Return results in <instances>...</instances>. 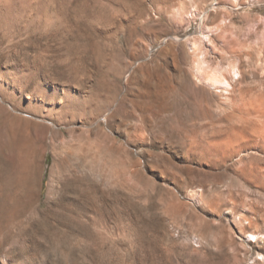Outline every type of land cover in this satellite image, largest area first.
Segmentation results:
<instances>
[{"label": "rangeland", "instance_id": "374dc122", "mask_svg": "<svg viewBox=\"0 0 264 264\" xmlns=\"http://www.w3.org/2000/svg\"><path fill=\"white\" fill-rule=\"evenodd\" d=\"M243 89L264 100V0H0V264L264 262L258 159L182 139L263 143Z\"/></svg>", "mask_w": 264, "mask_h": 264}, {"label": "bare ground", "instance_id": "6f19581e", "mask_svg": "<svg viewBox=\"0 0 264 264\" xmlns=\"http://www.w3.org/2000/svg\"><path fill=\"white\" fill-rule=\"evenodd\" d=\"M151 92H152V90H151ZM158 92H159V90H158ZM241 93H243V100H240V102L243 105V124H248L249 122L255 121L252 117H249L248 115H251L252 113H257L258 112L257 106L262 107L264 109V100H263V98L261 99L259 97L254 98L253 96H249L247 94V91H245L244 89H243V92H241ZM153 95L151 97L152 100H153ZM159 96H161V95H159ZM160 99H162V98L160 97ZM155 100H156V97H155ZM161 102H162V100H160V103ZM261 124L263 125L262 130L260 132L254 131V134L257 135V137H259L261 140H263V143H261L258 146L253 145V146L249 147L248 145H246L244 143L245 141L243 140L245 138V134L241 135L238 132L230 133L231 130H230V132H229V130H225V131L223 130L222 134L219 132L220 131L219 130L218 131L219 135H216V134L213 135L215 131H214L212 123L211 124L205 123V125L202 124L200 126H197L198 131H192L186 127L184 130V133H183V135H186V136H184L182 139H184L185 143L187 141H189L190 145H199L202 148H204V147L207 149L209 148L214 157H217V158L224 160V161H225V159L228 160L231 157L239 156V158L237 159V163H240L246 157H249V156L256 157L259 162L256 164H252L251 166L246 165L245 167H243L241 172L243 173V176L247 175V177L249 179H250V177H251V179L256 178L257 183H258V189L260 191H264V120L261 121ZM258 147H261V149L257 150L258 152H260L259 156H256L255 154H252L249 152L248 153L245 152L247 148H252V150H253V149H257ZM186 177H189V174H186ZM253 211H255L256 213H259V218L243 216L242 220L246 221L248 224L243 225L242 221H240L239 222L240 231H241V233L246 232L247 234H249L252 237H256V235L262 236V235H264V233L262 232V230L260 228H257V227H259V225H258L259 221L261 222V224H264V210L258 209V210H253ZM261 212H262V214H261ZM253 226L256 228L254 229ZM251 231H254V233H250ZM259 237L255 238L256 244H254L253 247H255L260 252L259 255L264 256V240H263L264 238L261 240V239H259ZM229 243H230V241H229ZM231 243L233 244L234 242L232 241ZM234 256H236V255H234ZM256 263L257 264H264V262H258L257 260H256L255 264Z\"/></svg>", "mask_w": 264, "mask_h": 264}]
</instances>
